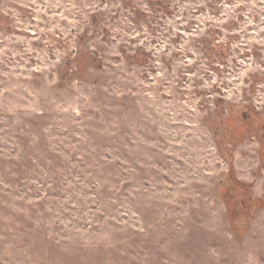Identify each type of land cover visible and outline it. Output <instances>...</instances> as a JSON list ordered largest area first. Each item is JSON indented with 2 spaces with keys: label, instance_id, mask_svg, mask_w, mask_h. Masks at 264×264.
I'll return each instance as SVG.
<instances>
[{
  "label": "rangeland",
  "instance_id": "rangeland-1",
  "mask_svg": "<svg viewBox=\"0 0 264 264\" xmlns=\"http://www.w3.org/2000/svg\"><path fill=\"white\" fill-rule=\"evenodd\" d=\"M0 264H264V0H0Z\"/></svg>",
  "mask_w": 264,
  "mask_h": 264
}]
</instances>
